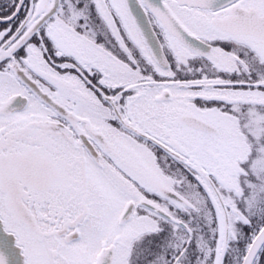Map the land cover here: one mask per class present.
<instances>
[{"label":"snow or ice","instance_id":"snow-or-ice-1","mask_svg":"<svg viewBox=\"0 0 264 264\" xmlns=\"http://www.w3.org/2000/svg\"><path fill=\"white\" fill-rule=\"evenodd\" d=\"M0 264H264V0L0 3Z\"/></svg>","mask_w":264,"mask_h":264},{"label":"flooded vegetation","instance_id":"flooded-vegetation-1","mask_svg":"<svg viewBox=\"0 0 264 264\" xmlns=\"http://www.w3.org/2000/svg\"><path fill=\"white\" fill-rule=\"evenodd\" d=\"M7 0H0V3H6Z\"/></svg>","mask_w":264,"mask_h":264}]
</instances>
